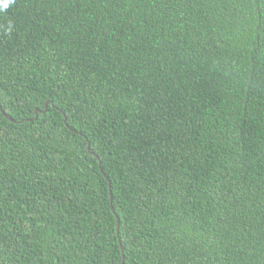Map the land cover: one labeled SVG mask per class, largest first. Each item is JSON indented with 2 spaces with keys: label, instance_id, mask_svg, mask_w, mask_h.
I'll list each match as a JSON object with an SVG mask.
<instances>
[{
  "label": "trees",
  "instance_id": "1",
  "mask_svg": "<svg viewBox=\"0 0 264 264\" xmlns=\"http://www.w3.org/2000/svg\"><path fill=\"white\" fill-rule=\"evenodd\" d=\"M122 256L264 264V0H0V264Z\"/></svg>",
  "mask_w": 264,
  "mask_h": 264
},
{
  "label": "water",
  "instance_id": "2",
  "mask_svg": "<svg viewBox=\"0 0 264 264\" xmlns=\"http://www.w3.org/2000/svg\"><path fill=\"white\" fill-rule=\"evenodd\" d=\"M110 199H111V194H110ZM118 224H119V222H118ZM124 263V260H123V256H122V264Z\"/></svg>",
  "mask_w": 264,
  "mask_h": 264
}]
</instances>
